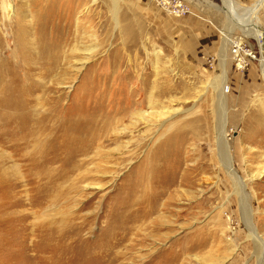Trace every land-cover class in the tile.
I'll use <instances>...</instances> for the list:
<instances>
[{"label": "rangeland", "instance_id": "374dc122", "mask_svg": "<svg viewBox=\"0 0 264 264\" xmlns=\"http://www.w3.org/2000/svg\"><path fill=\"white\" fill-rule=\"evenodd\" d=\"M171 1L0 0L45 149L2 164L0 264H264V3Z\"/></svg>", "mask_w": 264, "mask_h": 264}, {"label": "bare ground", "instance_id": "6f19581e", "mask_svg": "<svg viewBox=\"0 0 264 264\" xmlns=\"http://www.w3.org/2000/svg\"><path fill=\"white\" fill-rule=\"evenodd\" d=\"M258 3L259 5L262 6L264 0H259ZM256 37L258 38V36ZM226 40L227 41L225 42H229V38ZM7 76L8 74L6 73V71L4 72L1 69L0 70V183H1L0 186L2 187L4 186L6 187L7 185L6 181L8 180L7 172L2 164H6L8 161L24 162V159L26 160L28 159L30 161V164H36V158L39 157L41 154L45 153V149L44 148L42 149V147L38 145V139L40 135L39 132H41L42 130L38 129V127L36 128L31 125L33 124L31 122L33 121L34 112L31 110V108H29V103H30V97L33 95V91H35V87L34 85L29 84L28 85L29 89L22 91V87L13 84L14 86L12 87V89H9L7 84L8 83ZM155 88L157 89L158 87ZM26 98L28 101L26 100ZM219 137H220L219 144H220L221 161L222 164H224L228 170V163L229 161H232L231 154L229 155L228 145L224 142V135L222 134V132L219 133ZM30 139L33 140L34 143L32 146V150L30 151L31 153L29 152L22 153L24 150L23 147L21 146L24 145L29 146L31 142ZM8 150L10 152H8ZM229 174L232 176L234 181L238 182L239 177L235 172V170L233 169V167H230ZM244 219L247 222V226L249 230L251 231L252 239L255 240V243L258 246V248L262 250L264 245H262L261 240L258 238V233L252 226L250 217H247V215L245 214Z\"/></svg>", "mask_w": 264, "mask_h": 264}, {"label": "built area", "instance_id": "2783aa9c", "mask_svg": "<svg viewBox=\"0 0 264 264\" xmlns=\"http://www.w3.org/2000/svg\"><path fill=\"white\" fill-rule=\"evenodd\" d=\"M168 13L176 18L192 14L191 7L182 0H173L163 4Z\"/></svg>", "mask_w": 264, "mask_h": 264}]
</instances>
